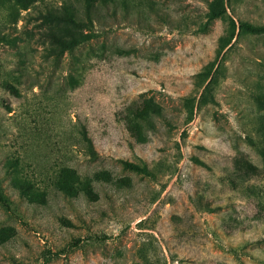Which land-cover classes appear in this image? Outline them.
<instances>
[{"label": "rangeland", "instance_id": "374dc122", "mask_svg": "<svg viewBox=\"0 0 264 264\" xmlns=\"http://www.w3.org/2000/svg\"><path fill=\"white\" fill-rule=\"evenodd\" d=\"M19 1L0 0V264H264V32L239 26L264 0H102L61 53L44 16L82 2Z\"/></svg>", "mask_w": 264, "mask_h": 264}, {"label": "trees", "instance_id": "16d2710c", "mask_svg": "<svg viewBox=\"0 0 264 264\" xmlns=\"http://www.w3.org/2000/svg\"><path fill=\"white\" fill-rule=\"evenodd\" d=\"M82 2L83 11L86 16V20L80 17V8L75 5L73 1L64 2L58 9H49L44 16L49 23L48 28L45 29V36L49 38L50 46L53 48L54 52L61 53L64 50H73L80 42H83L85 38L89 36L88 31H84L77 27L78 24L85 22L92 23L93 21V11L97 3H102V0H77ZM16 2L20 3L19 0ZM26 8V6L24 7ZM52 24V25H51ZM239 26H245L251 29L252 32L256 34H262L264 32V23L255 24L248 23L240 20ZM56 29V30H55ZM238 34V32H237ZM237 39V35L234 40H230L224 47V52L229 49V47ZM0 181V193H2Z\"/></svg>", "mask_w": 264, "mask_h": 264}]
</instances>
